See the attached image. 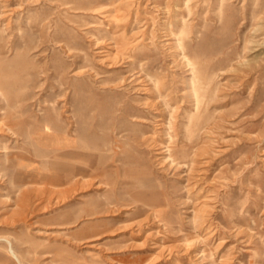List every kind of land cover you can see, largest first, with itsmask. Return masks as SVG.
I'll use <instances>...</instances> for the list:
<instances>
[{
  "label": "rangeland",
  "instance_id": "obj_1",
  "mask_svg": "<svg viewBox=\"0 0 264 264\" xmlns=\"http://www.w3.org/2000/svg\"><path fill=\"white\" fill-rule=\"evenodd\" d=\"M54 1L70 10L0 0V115L13 127L0 132V264H264V0L184 1L169 27L188 21L181 53L161 25L178 0H155L163 8L151 15L152 0H138L148 30L132 14L126 26L109 20L115 7L91 14L97 0ZM142 34L153 42L134 62L128 43ZM183 51L215 88L190 132ZM58 145L86 155L42 156ZM68 162L87 167V185L72 188Z\"/></svg>",
  "mask_w": 264,
  "mask_h": 264
},
{
  "label": "bare ground",
  "instance_id": "obj_2",
  "mask_svg": "<svg viewBox=\"0 0 264 264\" xmlns=\"http://www.w3.org/2000/svg\"><path fill=\"white\" fill-rule=\"evenodd\" d=\"M36 1V0H35ZM50 1V0H49ZM52 2H55L54 0H51ZM138 1V0H137ZM184 1H185V5L183 4V6H185V7H187V9L188 10H190V5H188L187 4V2H189V0H178V1H171V2H167V4L165 5L166 7H164V9H163V14H162V16L163 17H161L163 20L161 21V25L162 26H164V29H165V31L164 32H166L167 31V33H165L166 35H168L169 36V34L170 33H176L175 35H177V39H175L176 41H175V43H174V46L175 47H178V49H179V52H180V49L181 50H183V48H184V44H185V42H186V40H185V35L189 32V28H188V21H186V18L184 17V19H182V17L183 16H180V17H178V18H176V20L174 21L175 22V24H176V26L174 25L173 27H175L176 28V31H173L172 29H170L169 27H170V25L173 23V21L171 20V18H173L172 16H179V15H181V12H178L177 10L180 8V6H181V4L182 3H184ZM203 1H205V0H203ZM207 1V0H206ZM146 2H148V0H146ZM151 3H152V6L151 7H149V8H151V9H149L150 11H149V15H151L152 14V12H153V10H157L156 8H159V9H161V8H163V7H160L158 4H155L156 3V1L155 0H152L151 1ZM164 3V2H163ZM202 3V2H201ZM216 3H217V1H216ZM255 3V2H254ZM253 3V4H254ZM55 4H56V6L55 7H60L59 9H63V10H67V9H69L70 10V8H69V6L68 5H63L64 4V1H59V3H57V2H55ZM204 4H206V3H204ZM210 4V3H209ZM219 4V3H218ZM199 5H201V4H199ZM203 5V4H202ZM105 6H109L111 9L112 8H114L115 7V12H116V14H115V16H110L109 17V7H106V8H108V12H107V14H108V17L110 18H108L109 20H111V21H114L115 20V22L117 23V24H121V23H123V25H125L127 22H128V20H129V16H131V14H132V16L133 17H131V18H134V22H142V20L141 19H138V12H139V1L138 2H136V1H133V0H109V3L108 4H101L100 5V0H97L96 1V3L95 4H93V5H89L88 7H87V9H88V11H90V13L91 14H97V13H99V12H102L103 10H104V12H105V10L106 9H103ZM204 6H206V5H204ZM217 6H219V5H217ZM204 8V7H203ZM58 9V10H59ZM122 9H124V10H122ZM187 9H185L186 11H187ZM200 9V8H199ZM72 10V9H71ZM204 10V9H203ZM217 10V9H216ZM75 11V10H74ZM77 11V10H76ZM196 11V10H195ZM199 11H201V10H199ZM64 12V11H63ZM66 12V11H65ZM161 12V11H160ZM217 12H219V11H217ZM188 13V12H187ZM196 13V12H195ZM213 13V12H212ZM73 15V14H72ZM101 15V14H100ZM106 15V14H105ZM217 16H218V13L216 14ZM53 16V15H52ZM107 16V15H106ZM105 16V17H106ZM209 16V15H208ZM212 16H213V14H212ZM103 17H104V14H103ZM104 17V18H105ZM187 17V16H186ZM201 17V16H200ZM214 17V16H213ZM151 18V17H150ZM202 18V17H201ZM201 18H198V20H200ZM106 20H108L107 19V17L105 18ZM202 19H204V17L202 18ZM214 19V18H213ZM46 20V19H45ZM131 20H133V19H131ZM197 20V21H198ZM149 20L148 19H146V18H144V21L140 24V27H138L139 29H137V30H143V29H145V28H147L148 27V24H149V22H148ZM201 21H203V20H201ZM109 23V22H108ZM129 23V22H128ZM180 23H182V25L181 26H179L178 24H180ZM198 24H200V23H198ZM113 25V24H112ZM115 25V24H114ZM130 25V24H129ZM90 26V25H89ZM97 26V25H96ZM126 26V25H125ZM125 26H123V27H121V29L119 30V32H120V34H122V38H121V42L122 43H120L121 45H122V47H123V45H125L126 44V41H124L125 40V38L123 37V34H125V30H126V28H125ZM119 27V26H118ZM118 27H116V28H118ZM108 28L109 27H107V28H104V29H106V30H108ZM151 28V27H150ZM196 28V27H195ZM201 28V27H200ZM128 29V28H127ZM149 29V27L146 29V30H148ZM115 30H113V32H114ZM151 31V30H150ZM118 32V33H119ZM135 32H137V31H135ZM170 32V33H169ZM139 33H142V32H139ZM116 35H117V33H115ZM136 34V33H135ZM146 34H147V32H146ZM150 34V33H149ZM143 35V34H142ZM198 35V34H197ZM137 36V35H136ZM139 36V35H138ZM149 36V35H148ZM134 37V36H133ZM141 37V36H140ZM144 37V35L142 36V39L141 40H136L137 39V37L135 38V39H133V40H131L128 44H131L132 46H133V48H131L132 49V51H131V57H133L132 58V60L135 62V60L134 59H136V54H138L139 52H142V50H143V52L144 53H148V51L146 50V49H148L149 48V43H152L151 42V37L152 36H149V40L148 41H145L146 39H144L143 38ZM185 37V38H184ZM146 38V37H145ZM148 38V37H147ZM167 38V37H166ZM117 39V38H116ZM196 39V38H195ZM93 40V39H92ZM94 41V40H93ZM189 41V40H188ZM99 42V41H98ZM115 42V41H114ZM97 43V42H96ZM94 44V43H93ZM98 44V43H97ZM112 44V43H111ZM128 44H127V46H128ZM145 48H144V47ZM193 46V45H192ZM114 47H115V45H114ZM125 47H126V45H125ZM124 47V48H125ZM97 49H100L99 51L97 50V52H102L101 54V57H99V59H101V60H103V58L105 59H107L109 56V53H110V51L109 50H107L106 48V50H103V49H101V47H99V46H97L96 47ZM108 48V47H107ZM116 48V47H115ZM119 47H117V49H118ZM129 49V48H128ZM119 51H121L122 49H118ZM124 50V49H123ZM109 51V52H108ZM126 51H127V49H126ZM123 52V51H122ZM114 53H116V52H114ZM113 53V54H114ZM117 53H119V52H117ZM128 53H130V52H128ZM181 53V52H180ZM121 54V53H120ZM119 54V55H120ZM98 55H100V54H98ZM114 55H116V54H114ZM126 55V54H125ZM129 55V54H128ZM182 55H183V57H184V59L186 60V61H184V62H186V65L189 67L188 69H189V76H188V78H187V82H188V87H189V97L191 98L190 100H191V104L189 105V109H187V110H185L186 112H185V114H186V117H187V120L188 121H186V130H188L189 132L190 131H192V127H194V128H199L200 127V121H201V118H200V116H201V114H200V112H201V110L203 109V107H204V109H206V104H205V98H206V95H207V92H209V91H214L215 90V88L214 87H212L211 85H210V80L208 79V78H205V79H203V77L200 75V72H199V68H198V66H200V65H198L197 66V62L195 61V60H193L192 58H189V57H187L186 56V54H185V52L183 51L182 52ZM98 57V56H97ZM113 57V56H112ZM125 57L126 56H124V59H125ZM130 57V58H131ZM182 57V56H181ZM120 58H122V57H120ZM128 58V57H127ZM110 59V58H109ZM113 59V58H112ZM115 59V58H114ZM116 59H119V58H116ZM182 59V58H181ZM215 59V58H214ZM111 61H113V63L114 62H116V60H111ZM118 62V61H117ZM132 62V61H131ZM210 62V61H209ZM141 64V63H140ZM204 65V64H203ZM83 70V69H82ZM81 70V71H82ZM149 70V69H148ZM151 71V70H150ZM76 72H78V71H76ZM75 72V73H76ZM216 72V71H215ZM212 74V73H211ZM139 75V74H138ZM147 75H151L150 73H147ZM149 77V81L151 80L152 81V85L151 86H149L148 88H147V90H149L150 92H152L153 94V96L155 97L154 99H155V101H157L156 100V98H158V100L160 99V100H162L163 102H166L167 101V98L166 97H168L169 96V93L170 92H167V87L166 86H164V83L161 81V79L160 78H158V77H155V76H153V75H151V76H148ZM130 78V77H129ZM214 78V77H213ZM132 81V80H131ZM119 84V83H118ZM215 84H216V82H215ZM96 85V84H95ZM141 87H143V88H141ZM137 86V87H132V89H134V88H136L135 89V91L137 90H139V91H141V89H143V91L145 90V88L147 87V86ZM122 88V87H121ZM146 90V91H147ZM12 91V90H11ZM133 91V90H132ZM145 92V91H144ZM143 92V93H144ZM16 93V92H15ZM146 93V92H145ZM151 94V93H150ZM1 95H3V91H2V88L0 87V96ZM8 97V96H7ZM3 98V97H2ZM9 98V97H8ZM208 98V97H207ZM1 99V98H0ZM180 99V98H179ZM209 99V98H208ZM214 99V98H213ZM149 100V99H148ZM1 101H3V99L1 100ZM150 102H152V101H150ZM19 103V102H18ZM147 103V102H146ZM159 103V102H158ZM145 104V103H144ZM143 104V105H144ZM151 104V103H150ZM160 104V103H159ZM164 104V103H163ZM162 104V105H163ZM166 104V103H165ZM205 104V105H204ZM11 105V104H10ZM15 105H16V103H15ZM148 105V104H147ZM153 105V104H152ZM151 105V106H152ZM13 106H14V104H13ZM21 107V106H20ZM146 107V106H145ZM169 107V106H168ZM148 108V107H147ZM150 108V107H149ZM163 108V107H162ZM188 108V107H187ZM1 109V108H0ZM70 109V108H69ZM151 109V108H150ZM153 109V108H152ZM143 110V109H142ZM170 111H171V109H170ZM159 113V112H158ZM12 114V113H11ZM68 115H66V117H68L69 118V123H70V125L71 126H69L68 127V129L66 130L67 131V134H66V137L69 139V140H72V137L73 136H75L76 137V135H77V133H76V131H75V128H74V125H75V118H74V112L73 111H70L69 113H67ZM211 114V113H210ZM117 115V114H116ZM207 115V114H206ZM170 116V115H169ZM213 116V115H212ZM193 117H196V119L197 120H195V122H192V118ZM210 117V116H209ZM154 119V118H153ZM169 119H172L171 118V116L169 117ZM226 119V118H225ZM204 121V120H203ZM15 122V121H14ZM166 123V122H165ZM169 124L168 125H170V120H169V122H168ZM206 124V123H205ZM3 125H5V126H7V129H10V130H12L13 129V127L11 126V124H9L8 122H6L5 121V118L2 116V115H0V132H2V131H4L5 129L2 127ZM204 125V124H203ZM14 126V125H13ZM73 126V128H71ZM199 126V127H198ZM212 127V126H211ZM169 128V127H168ZM168 128H166V129H168ZM194 128H193V130H194ZM204 128V127H203ZM203 128H201V129H203ZM53 129H55V128H53ZM47 130V129H46ZM165 130V129H164ZM6 131V130H5ZM48 131H50V130H48ZM168 131V133H170L169 132V129L167 130ZM196 131V130H195ZM201 131V130H200ZM53 132H54V130H53ZM165 132H166V130H165ZM13 133H14V131H13ZM44 133V132H43ZM47 133V132H46ZM48 133H51V132H48ZM56 134V133H55ZM191 134V133H190ZM198 134V133H197ZM37 135V134H36ZM46 135V134H45ZM62 135H64V134H62ZM169 135H172V134H169ZM199 135V134H198ZM43 136V135H42ZM46 136H48V135H46ZM153 136V135H152ZM151 136V137H152ZM194 136V135H193ZM49 137V136H48ZM51 137V136H50ZM64 137V136H63ZM74 137V138H75ZM170 137V136H169ZM185 137V136H184ZM46 138V137H45ZM36 139H37V137H36ZM35 139V140H36ZM47 139V138H46ZM53 139V138H52ZM51 140V139H50ZM54 140H56V139H54ZM148 140V139H147ZM170 140V139H169ZM185 140V139H184ZM47 143V142H46ZM154 143V142H153ZM46 145V144H45ZM44 145V146H45ZM70 144H66L65 145V147L66 146H69ZM156 145V144H155ZM194 145V144H193ZM63 146H61V145H58V147H56V149L57 150H60V149H63L62 148ZM165 147V146H164ZM0 148H6L4 145H0ZM51 148H53V147H51ZM55 148V147H54ZM205 148H208V147H206L205 146ZM169 149V148H168ZM52 151V150H51ZM160 151H162V150H160ZM194 151V150H193ZM50 152V151H49ZM59 152H61V150L60 151H58V152H56V153H54L53 155H51L50 153H44V154H42V156L43 157H52L51 159H53V158H55L57 155H59ZM177 152H180V151H178L177 150ZM211 152V151H210ZM61 153H63L64 155H67V156H70V157H84L85 155H86V152H85V149H82V150H78L77 148H67L66 150L64 149V151H62ZM60 153V154H61ZM156 153V152H155ZM161 153V152H160ZM183 153V152H182ZM188 153V152H187ZM198 153V152H197ZM173 154V153H172ZM189 154V153H188ZM176 155V154H175ZM187 155V154H186ZM156 156V155H155ZM171 156V155H170ZM49 159V158H48ZM50 159V160H51ZM165 159V158H164ZM171 159V158H170ZM158 160V159H157ZM173 160V159H172ZM171 160V161H172ZM186 160H188V157H187V159ZM190 160V159H189ZM183 161V160H182ZM50 162V161H49ZM54 162V161H53ZM52 162V163H53ZM173 162V161H172ZM178 162V161H177ZM181 162V161H180ZM192 162V161H191ZM51 163V162H50ZM49 163V164H50ZM51 163V164H52ZM161 162H159V164H160ZM179 163V162H178ZM184 163V162H183ZM187 164L189 163V162H186ZM201 163V162H200ZM65 164V163H64ZM63 164V165H64ZM68 164V173L66 174L67 175V180L70 182V183H72L73 184V187L72 188H77L78 186L77 185H81L82 186V184H84V182L86 183V179H89V177L87 178L86 177V174H87V167L85 168L84 166H77V167H75V164L74 163H71V162H68V163H66V165ZM203 164V163H202ZM56 165H58V164H56ZM162 165V164H161ZM60 166H62V164L60 165ZM65 166V165H64ZM47 167H49V166H47ZM51 167V166H50ZM65 168V167H64ZM184 168V167H183ZM61 169V168H60ZM62 169H63V166H62ZM55 170V169H54ZM53 170V171H54ZM64 170V169H63ZM190 170V169H189ZM56 171V170H55ZM54 171V172H55ZM160 171V170H159ZM201 172H202V169H201ZM65 173V172H64ZM93 173V172H92ZM99 173V172H98ZM199 173V172H198ZM52 177V176H51ZM85 177H86V179H85ZM55 178V177H54ZM185 178V177H184ZM57 179V178H56ZM91 179V178H90ZM96 179V178H95ZM98 179V178H97ZM195 180V179H194ZM91 181V180H90ZM199 182V181H198ZM194 184V183H193ZM86 185H87V183H86ZM75 186V187H74ZM83 188H85V187H83ZM71 189V188H70ZM78 189V188H77ZM84 190V189H83ZM74 191V190H73ZM75 192V191H74ZM202 193V192H201ZM143 203V205L142 206H144L145 205V203L146 202H144V201H142ZM138 203V202H137ZM134 204V203H133ZM203 205V204H202ZM101 206V205H100ZM136 206V205H135ZM208 206V205H207ZM104 208V207H103ZM201 209H200V211L202 212L201 214L203 215L204 214V211H205V206L203 205L202 207H200ZM207 209V208H206ZM103 210V209H102ZM206 212V211H205ZM191 214V213H190ZM92 217V216H91ZM191 218V217H190ZM199 218V217H198ZM86 219V218H85ZM80 221V220H79ZM85 221H87V220H85ZM199 221V220H198ZM191 222V221H190ZM160 225H162V224H160ZM206 225H208V224H206ZM140 227H141V225H140ZM206 229V228H205ZM211 232V231H210ZM215 234V233H214ZM186 240V239H185ZM222 240V239H221ZM162 246L160 245L159 246V249L161 248ZM210 251V250H209ZM210 253V252H209ZM197 254V253H196ZM204 255V254H203ZM190 256V255H189ZM193 257V256H192ZM197 257V256H196ZM198 257H200L199 255H198ZM208 257V256H207ZM194 259H196V258H194ZM209 259V258H208ZM214 261V260H213ZM19 262V261H18ZM195 262V261H194ZM193 262V263H194ZM206 263V262H205ZM208 263V262H207ZM211 264V263H210Z\"/></svg>",
  "mask_w": 264,
  "mask_h": 264
}]
</instances>
